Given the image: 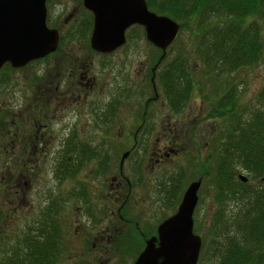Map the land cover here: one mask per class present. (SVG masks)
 Returning <instances> with one entry per match:
<instances>
[{"label": "flooded vegetation", "instance_id": "flooded-vegetation-1", "mask_svg": "<svg viewBox=\"0 0 264 264\" xmlns=\"http://www.w3.org/2000/svg\"><path fill=\"white\" fill-rule=\"evenodd\" d=\"M43 4L46 26L58 33L55 49L22 66L6 61L0 67V150L18 155L21 162L16 179L7 177L12 183L1 176L0 195L25 200L30 179L40 194L43 187L35 180L44 173L41 157L55 156L50 166L53 186L43 193L50 202L42 212L58 224L52 236L61 248L69 242L77 250L79 264H110V253L129 256L128 261L119 258V264H134L146 241L157 237L159 224L176 212L187 187L172 191L177 201L176 191L179 197L182 192L174 212L149 223L142 188L155 164L179 154L175 141L185 123L156 116L154 104L161 109L169 105L166 55L160 59L162 51L155 47L159 55L152 63L146 52L134 50L129 32L136 26L144 31L137 23L125 29L122 45L97 50L91 45L95 13L85 0ZM27 8L35 9L30 4ZM113 139L128 141L119 157H110L105 143ZM108 171L114 173L106 186ZM64 203L76 204L73 212H59ZM61 217L68 220L64 227Z\"/></svg>", "mask_w": 264, "mask_h": 264}, {"label": "trees", "instance_id": "trees-1", "mask_svg": "<svg viewBox=\"0 0 264 264\" xmlns=\"http://www.w3.org/2000/svg\"><path fill=\"white\" fill-rule=\"evenodd\" d=\"M146 1L158 14L180 20L188 27L195 23L193 33L201 34L196 52L208 71H233L260 56L263 36L257 17H264V0ZM187 60V56L178 55L163 72L173 108L183 106L194 89L193 68H188ZM235 97L233 90H224L209 114L223 115L230 123L215 157L213 181L219 206L208 256L211 260L218 257L219 264H264V101L254 106L245 119L233 110ZM259 97L264 100V89ZM238 167L260 179V185L252 184L249 176L242 182ZM230 198L243 205L237 215L226 218L223 207ZM56 228L54 219L46 218L23 242L4 252L0 264H58L61 246L56 235L52 236Z\"/></svg>", "mask_w": 264, "mask_h": 264}, {"label": "rangeland", "instance_id": "rangeland-1", "mask_svg": "<svg viewBox=\"0 0 264 264\" xmlns=\"http://www.w3.org/2000/svg\"><path fill=\"white\" fill-rule=\"evenodd\" d=\"M174 20L181 25V28L177 38L168 48L165 58L166 65L163 68H169L178 55L187 56L188 68H193L194 89L186 103L183 106H178V109L171 107L169 101V105H165L162 109L154 104V107L157 109L156 116L168 115L169 121L179 118L180 120H184V132L175 141L179 154H170L161 163L155 164L156 166L150 173V177L146 178L148 180L147 186L140 188L144 190L143 193L147 194L148 221L149 223L156 224L166 213L170 214L175 211L185 187L191 181L201 178L202 181L198 190L199 199L193 214L194 232L200 235L202 240L198 264H219L218 257L211 260L208 256L215 217L214 213L216 214L219 206L215 200L216 190L213 175L217 150L224 138L223 136L227 124L229 126L230 120L228 118L224 119L223 115L219 116L215 114L210 116L209 114L214 109L216 99L226 89L233 90L234 93L236 92L233 110L238 114L244 115L245 119L254 106L264 101L259 97V93L264 89V17H257L260 33L263 36V48L259 58L251 64L245 63L236 67L233 71L226 72L218 69L208 71L202 65L200 56L196 52L199 35L201 34L193 33V30L196 29L195 23L193 22L188 27L180 20ZM254 20L252 19V21ZM128 35L129 38L135 41L134 44L136 43L134 47L135 51L146 52L152 63L157 59L159 55L158 50L146 41L144 31L140 26L134 27ZM210 100L213 102V105ZM227 112H231V110ZM127 142L126 140L117 139L105 141L112 150L110 157H119L121 154H119V151L125 149ZM3 143L7 144L8 142L5 141ZM152 143L155 145L157 141L152 139ZM0 152V180L3 175L6 181L8 180L12 183L14 177L16 179L19 166H21L19 156L16 154L6 156V151L4 150H0ZM54 158L55 156H50L49 154L41 157L40 164H43L41 168L43 167L44 173L41 180H35L36 185L40 184L43 187L40 194H37V188L33 187V182L30 179L31 185L26 192L25 200L18 201L15 196H12L13 203H11V198L0 195V258L4 255V252H10L11 247L23 242L24 238L30 235L34 228L37 230V228L44 224L46 218L42 215V212L49 205L50 199L46 198L43 193L53 186L50 166ZM26 168H30V166H26ZM238 170L239 173L249 176L252 184L260 185V179L251 177L248 171L243 170L241 167H238ZM112 173L114 171H108L104 175L106 186L111 182L110 175ZM10 176H13L12 182L8 179ZM176 184H178V188L182 191L180 197L176 191L179 201L176 200L175 196L172 198V191H174ZM3 186L0 185V194L3 191ZM140 188H137L138 192H142ZM13 190L14 188H11L10 191L13 192ZM165 198L168 199V204L162 202ZM131 202L134 203L132 199ZM236 202L238 201H233V198L226 199L225 206L223 207L226 218H230L240 210V206L243 204L239 205ZM75 205L74 203H64L59 207V212H73ZM141 207L145 208L144 205H141ZM15 209L17 210L15 211ZM69 217L70 215L67 218ZM59 221L61 227H64L68 223V220H63L62 217ZM82 222L85 223V220L82 219ZM50 228L52 229V227ZM77 253V250L69 242H66L61 248L58 264H79V260L75 257ZM118 254L110 253V264L113 261V264H119V258L126 261L129 260V256L119 257L120 254ZM75 261H78V263H75Z\"/></svg>", "mask_w": 264, "mask_h": 264}, {"label": "water", "instance_id": "water-1", "mask_svg": "<svg viewBox=\"0 0 264 264\" xmlns=\"http://www.w3.org/2000/svg\"><path fill=\"white\" fill-rule=\"evenodd\" d=\"M85 2L95 13L91 45L100 51L108 52L122 45L125 29L137 23L144 27L147 40L162 50L163 57L180 29L171 17L150 11L145 0ZM29 4L35 9L29 10ZM45 17L43 0H0V67L6 61L22 66L55 49L58 33L46 26ZM238 178L247 181L243 174ZM200 185L201 178L188 184L177 211L159 224L157 237L146 241L134 264L197 263L201 237L193 231V211Z\"/></svg>", "mask_w": 264, "mask_h": 264}]
</instances>
